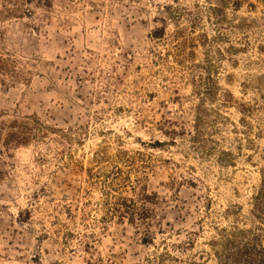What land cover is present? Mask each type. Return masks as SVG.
Segmentation results:
<instances>
[{
  "label": "rangeland",
  "instance_id": "rangeland-1",
  "mask_svg": "<svg viewBox=\"0 0 264 264\" xmlns=\"http://www.w3.org/2000/svg\"><path fill=\"white\" fill-rule=\"evenodd\" d=\"M0 127V264H264V0H0Z\"/></svg>",
  "mask_w": 264,
  "mask_h": 264
},
{
  "label": "trees",
  "instance_id": "trees-1",
  "mask_svg": "<svg viewBox=\"0 0 264 264\" xmlns=\"http://www.w3.org/2000/svg\"><path fill=\"white\" fill-rule=\"evenodd\" d=\"M15 125H16V123H15V124H11V125H3V126L6 128L7 137H9V139H13L14 136L16 135V133L13 131V130H15V128H17V126H15ZM4 127H0V131L3 130ZM89 174H91V173H89ZM114 186H115L114 183H110V185L107 186L108 191L106 192V197H107V203H106V206L109 208L110 205L113 204L114 207H111V210H114L115 212L118 211V209L115 208V206H118V207H121V208H126V209H128V205H127V203H128V202H132V203H134V202H133L132 200L127 202V201H125L122 197L114 198V197L112 196V194H111V192H112V193L117 192V191L114 189V188H115ZM142 196L145 197V198H148V196L145 195V194H142ZM112 197H113V199H114V202H113V203L110 202ZM113 205H112V206H113ZM123 218H124V217L121 216V217H119L118 220L122 221ZM146 219H147V218H145V217H139L138 219H136V218H134V217H131V218L128 219V221H129L131 224H134V225H137V226H138V225L142 224L143 222H145Z\"/></svg>",
  "mask_w": 264,
  "mask_h": 264
}]
</instances>
